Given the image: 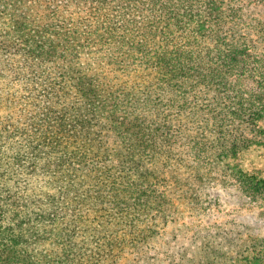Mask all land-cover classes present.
I'll list each match as a JSON object with an SVG mask.
<instances>
[{
	"label": "trees",
	"instance_id": "1",
	"mask_svg": "<svg viewBox=\"0 0 264 264\" xmlns=\"http://www.w3.org/2000/svg\"><path fill=\"white\" fill-rule=\"evenodd\" d=\"M253 1L0 0V264H166L182 178L264 210ZM241 248L178 263L264 264Z\"/></svg>",
	"mask_w": 264,
	"mask_h": 264
},
{
	"label": "rangeland",
	"instance_id": "2",
	"mask_svg": "<svg viewBox=\"0 0 264 264\" xmlns=\"http://www.w3.org/2000/svg\"><path fill=\"white\" fill-rule=\"evenodd\" d=\"M250 4L252 13L263 17V6L256 5V1ZM216 173L213 181L204 182L202 191L199 184L191 188L182 178L178 182L181 188L169 193L164 206L168 220L161 227L157 243L160 261L179 264V259L186 256L205 260L212 251L234 254L250 234L264 238V210L240 206L237 184L223 173Z\"/></svg>",
	"mask_w": 264,
	"mask_h": 264
}]
</instances>
